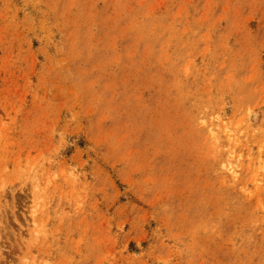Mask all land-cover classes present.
Instances as JSON below:
<instances>
[{"label": "rangeland", "instance_id": "obj_1", "mask_svg": "<svg viewBox=\"0 0 264 264\" xmlns=\"http://www.w3.org/2000/svg\"><path fill=\"white\" fill-rule=\"evenodd\" d=\"M0 264H264V0H0Z\"/></svg>", "mask_w": 264, "mask_h": 264}]
</instances>
